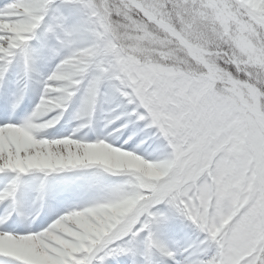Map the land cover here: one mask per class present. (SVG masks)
Here are the masks:
<instances>
[{"label": "snow or ice", "instance_id": "snow-or-ice-1", "mask_svg": "<svg viewBox=\"0 0 264 264\" xmlns=\"http://www.w3.org/2000/svg\"><path fill=\"white\" fill-rule=\"evenodd\" d=\"M0 264H264V0H0Z\"/></svg>", "mask_w": 264, "mask_h": 264}]
</instances>
